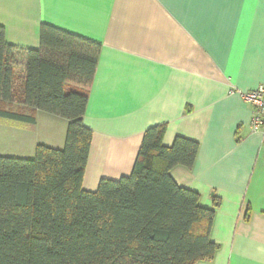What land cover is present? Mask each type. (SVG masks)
<instances>
[{"label":"crops","instance_id":"1","mask_svg":"<svg viewBox=\"0 0 264 264\" xmlns=\"http://www.w3.org/2000/svg\"><path fill=\"white\" fill-rule=\"evenodd\" d=\"M43 24L100 44L83 123L93 131L83 188L131 175L144 133L166 125L200 145L176 183L200 204L220 203L211 239L219 248L196 264H264V134L251 129L241 92L264 84V0H0L8 44L40 47ZM29 125L1 120L22 158L65 145L68 121L7 105ZM1 155V154H0Z\"/></svg>","mask_w":264,"mask_h":264},{"label":"trees","instance_id":"2","mask_svg":"<svg viewBox=\"0 0 264 264\" xmlns=\"http://www.w3.org/2000/svg\"><path fill=\"white\" fill-rule=\"evenodd\" d=\"M100 44L43 24L40 47L6 42L0 25V121L36 123L7 105L68 121L65 145L36 147L32 158L0 155V264H196L219 246L211 232L216 207L176 183L171 171L192 168L200 145L166 125L151 127L131 175L83 188L93 131L83 118Z\"/></svg>","mask_w":264,"mask_h":264},{"label":"built area","instance_id":"3","mask_svg":"<svg viewBox=\"0 0 264 264\" xmlns=\"http://www.w3.org/2000/svg\"><path fill=\"white\" fill-rule=\"evenodd\" d=\"M241 96L245 102L253 107L252 131L264 134V84L259 85L254 90L241 92Z\"/></svg>","mask_w":264,"mask_h":264},{"label":"rangeland","instance_id":"4","mask_svg":"<svg viewBox=\"0 0 264 264\" xmlns=\"http://www.w3.org/2000/svg\"><path fill=\"white\" fill-rule=\"evenodd\" d=\"M8 128L0 124V154L2 156H11V157H22L27 155V153H22V150L20 151V146L12 142L11 140H7V131Z\"/></svg>","mask_w":264,"mask_h":264}]
</instances>
